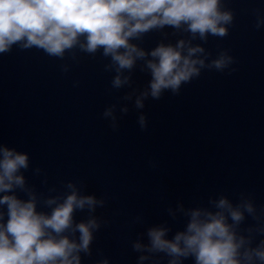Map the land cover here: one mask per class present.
<instances>
[{
  "label": "clouds",
  "instance_id": "1",
  "mask_svg": "<svg viewBox=\"0 0 264 264\" xmlns=\"http://www.w3.org/2000/svg\"><path fill=\"white\" fill-rule=\"evenodd\" d=\"M250 12L254 29H264V9ZM234 23L228 0H0V56L14 47L36 49L60 61L59 70L66 75L83 57L99 54L107 61L103 72L111 74L108 94L127 89L101 118L117 132L135 110L136 124L146 131L147 101H159L166 93L179 96L205 71H236L229 49L218 46L213 56L205 47L210 37L227 38ZM152 32L162 39L146 49L141 44ZM170 37L178 38L173 43ZM137 70L149 77L143 87L134 79ZM149 165L156 167L153 161ZM30 166L28 152L0 143V264H82L84 257L93 256L96 233L109 223L96 215L107 200L87 194L80 180L37 191L24 174ZM32 172L48 186L45 170ZM166 212L173 221L185 218L183 229L169 238L173 229L164 220L137 233L131 241L137 264H161L165 258L167 264L189 259L193 264H264V205L252 193L240 191L235 201L220 193L210 196L207 206L177 201ZM77 213L87 216L77 220ZM144 223L142 213L132 220ZM97 255L102 258L94 264H110L99 250Z\"/></svg>",
  "mask_w": 264,
  "mask_h": 264
}]
</instances>
